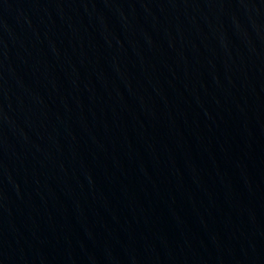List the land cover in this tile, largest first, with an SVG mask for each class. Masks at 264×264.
Masks as SVG:
<instances>
[{"label": "water", "instance_id": "obj_1", "mask_svg": "<svg viewBox=\"0 0 264 264\" xmlns=\"http://www.w3.org/2000/svg\"><path fill=\"white\" fill-rule=\"evenodd\" d=\"M0 264H264V0H0Z\"/></svg>", "mask_w": 264, "mask_h": 264}]
</instances>
